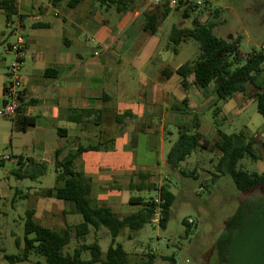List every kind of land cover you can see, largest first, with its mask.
<instances>
[{
  "label": "crops",
  "instance_id": "0c3cea01",
  "mask_svg": "<svg viewBox=\"0 0 264 264\" xmlns=\"http://www.w3.org/2000/svg\"><path fill=\"white\" fill-rule=\"evenodd\" d=\"M2 1L8 2L0 6V107L13 61L8 49L20 37L24 52L22 104L16 116L33 119V125L21 132L14 129L16 116L0 118L5 127L0 132L2 143L8 144L15 156L21 157L23 150L30 153L25 163L46 166L54 164L56 151L61 161L79 148H95L78 155L73 169L90 181V205L105 206L118 218L133 214L122 211L126 204L132 205V191H156L158 195L149 199L157 204L161 188L173 195L170 178L185 177L168 169L167 152L179 132L192 130L198 123L200 146L192 154L203 156L208 151V137L216 133L214 120L220 109L213 113L212 124L204 120L205 111L217 105L214 85L200 88L193 75L182 79L177 74L181 65L169 66V52L177 54L179 47L190 41L175 47L169 42L161 44L157 33L167 14L165 5L148 6L144 0L139 10L108 19L98 7L107 10L100 0H82L75 8L68 7L69 0ZM6 10L11 13L8 17ZM181 18L185 22L190 19ZM140 19L143 23L132 31ZM174 27L187 28L173 25L171 30ZM240 96L235 97V104L240 103ZM222 120L230 122L232 118L223 115ZM214 151L217 159L208 160L213 170L221 156L220 151ZM191 155L179 169L190 175L186 178L196 180L198 168L195 159L188 161ZM18 160L22 162V158ZM199 169L211 177L215 173ZM43 190L47 189L32 192L38 193L37 205L42 211L50 212L56 206L57 212L64 214L61 202L73 213L69 203L54 196L42 197ZM8 195V187L0 184V198ZM135 206L137 211L141 209ZM30 209L34 219L46 226L35 218L38 208Z\"/></svg>",
  "mask_w": 264,
  "mask_h": 264
},
{
  "label": "rangeland",
  "instance_id": "374dc122",
  "mask_svg": "<svg viewBox=\"0 0 264 264\" xmlns=\"http://www.w3.org/2000/svg\"><path fill=\"white\" fill-rule=\"evenodd\" d=\"M143 3L144 0H125L123 13L139 10ZM98 7L108 19L122 16V13H117L115 6L109 9L104 6L107 10H103L100 5ZM215 9H220L217 17H212L217 23L214 29L217 37H239L238 48L244 57L264 47V0H210L208 8L190 11V19L195 16L202 20L211 18L209 13ZM180 13L172 10L165 15L157 33L161 44L168 42L173 25L187 28L191 26V20L183 21ZM141 23V19L137 20L132 31L139 28ZM198 53V44L190 41L182 44L177 54L169 52L168 64L175 68L194 60ZM135 85L138 88L137 81ZM249 92L250 90L247 93ZM237 96L238 94L227 101H219L216 107L205 111L203 119L212 124L213 113L219 108L220 114L216 115L215 120L223 133L235 134L242 131L251 137L255 142V155L258 159L244 158L240 166L249 172L260 173L264 171V119L257 113L255 103L247 96H240V103L235 104ZM223 115L230 116L232 120L223 121ZM4 130V125L0 124V132ZM208 138L210 142L213 141L216 133L212 138ZM214 152L204 151L203 156L192 154L188 159L196 161V180L186 177L178 179L175 176L170 178V190L175 198L164 229L150 223L137 232L124 229L115 238V244H120L128 253L130 263L140 257L145 259L150 254L155 256L152 264H170L168 260L163 259L165 257L172 258L175 264H264V186L240 192L229 177H220L219 180L211 182L208 172L200 171L199 167L215 172L208 161L217 159L218 152ZM30 155L23 150L21 157L15 156L9 145L2 143L0 136V184L7 186L9 192L7 198H0V264H45L42 257L34 254H31L27 261L9 263L4 259V254H22L23 219L25 211L30 208H38V216L35 215V218L49 228L58 232L71 229V240L64 248V254L71 253L82 242L90 244L97 241L104 257L111 242L105 228L96 231L91 229L82 240L77 238L72 230L81 221V217L70 213L69 205L60 202L59 208L62 205L66 210L64 214L57 212L56 206H53L50 212L42 211L41 207H38V193L32 192L54 186V164H48L44 176L37 180H19L13 175L18 159L22 158V163H25L26 156ZM4 157L8 159H3ZM181 165L183 167L185 164ZM192 165L195 166V163ZM16 191L21 194L17 195ZM156 194V191L146 189L131 192V196L142 199L154 198L158 195ZM137 210V206L129 204L122 209L123 213H134ZM185 223L190 228L188 234ZM15 240L20 242V247L16 246ZM81 259L89 260V252L82 253Z\"/></svg>",
  "mask_w": 264,
  "mask_h": 264
},
{
  "label": "trees",
  "instance_id": "16d2710c",
  "mask_svg": "<svg viewBox=\"0 0 264 264\" xmlns=\"http://www.w3.org/2000/svg\"><path fill=\"white\" fill-rule=\"evenodd\" d=\"M8 1L0 2L3 6ZM82 0H69L68 7H77ZM101 5L106 8L115 6L117 13H122L125 6V0H100ZM4 7V6H3ZM178 10V9H176ZM193 7L184 9L181 12L183 18H189ZM171 11L165 6V13ZM220 9H215L209 14L211 18L206 20L198 16L192 18L190 28H172L169 36V44L178 46L182 42L193 41L198 44L199 53L191 61L181 65L177 74L184 79L188 75L194 76L195 84L200 88H205L209 84L214 85L217 103L227 101L236 94H241L252 99L256 105L257 113L264 119V47L252 51L248 56H243L239 52L240 38L225 39L217 37L214 29L217 23L212 17H217ZM6 16L11 13L6 10ZM208 14V16H209ZM155 24V22L153 23ZM152 30V29H151ZM153 33V30H152ZM184 85V83H183ZM248 90H250L249 93ZM215 113V112H214ZM216 116V115H215ZM214 116V117H215ZM33 125V119L24 116H16L14 119V129L25 131ZM216 128V138L211 141L207 150L212 152L218 150L221 153L220 158L214 166L215 173L211 177V182L220 177H229L235 188L240 192H248L254 188L264 186V171L249 172L240 166L244 158L257 160L255 155V142L244 132L235 134L223 133L214 120ZM198 123H195L192 130L185 129L179 132L176 141L173 143L166 155V163L170 171H177L183 177H189L180 171V165L200 146V134L197 132ZM264 148V140L262 142ZM95 150V148H79L75 153L67 155L61 161L57 160L59 151L55 152V184L51 189L41 191L42 197H55L72 207V211L81 217V221L73 227V232L77 238L84 239L90 230H99L105 228L111 237V242L107 248L105 256L102 257L101 249L94 241L90 244L82 242L75 247L71 253L64 254V248L70 243L71 229H63L60 232L46 227L34 219V211L28 209L25 211L23 219V249L20 255L4 254V259L9 263L27 261L31 254L42 257L45 264H152L155 256L147 255L146 258L140 257L138 260L130 263L128 253L120 244H115V238L118 237L124 229L131 232H137L144 225L151 223L154 210L160 207L162 219L160 227L165 228L169 216L170 207L173 204L174 197L165 188L159 191V204L154 199L142 201L141 198H130L129 203L141 206V209L124 218L116 217L109 208L105 206L92 207L90 205V181L82 173L73 169L74 159L84 151ZM46 164L35 161L22 163L17 161V168L13 175L21 179L37 180L44 176ZM195 180V177H191ZM186 233L189 232V226L186 224ZM17 247L20 242L15 240ZM89 252L90 259L83 261L81 255ZM170 264H175L172 258H163Z\"/></svg>",
  "mask_w": 264,
  "mask_h": 264
},
{
  "label": "built area",
  "instance_id": "2783aa9c",
  "mask_svg": "<svg viewBox=\"0 0 264 264\" xmlns=\"http://www.w3.org/2000/svg\"><path fill=\"white\" fill-rule=\"evenodd\" d=\"M209 2L210 0H146L148 6L165 5L171 10L180 12L189 7H193L195 10L204 7L208 8ZM8 51L13 54V61L8 67V80L3 89L4 102L0 107V118L2 119L14 118L22 104L21 68L24 54L23 40L18 37L16 43L10 45ZM3 159H8V157ZM161 219V209L157 207L152 214L151 223L159 226Z\"/></svg>",
  "mask_w": 264,
  "mask_h": 264
}]
</instances>
